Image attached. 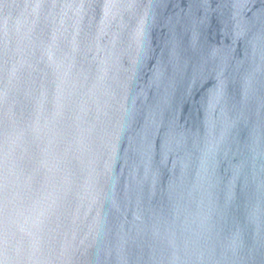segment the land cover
Instances as JSON below:
<instances>
[{
    "label": "water",
    "instance_id": "water-1",
    "mask_svg": "<svg viewBox=\"0 0 264 264\" xmlns=\"http://www.w3.org/2000/svg\"><path fill=\"white\" fill-rule=\"evenodd\" d=\"M0 264H264V0H0Z\"/></svg>",
    "mask_w": 264,
    "mask_h": 264
}]
</instances>
